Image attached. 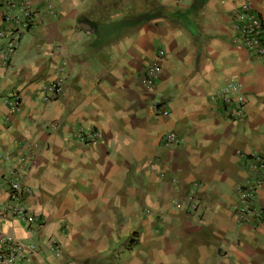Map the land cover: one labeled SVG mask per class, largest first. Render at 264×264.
<instances>
[{"label": "crops", "instance_id": "crops-1", "mask_svg": "<svg viewBox=\"0 0 264 264\" xmlns=\"http://www.w3.org/2000/svg\"><path fill=\"white\" fill-rule=\"evenodd\" d=\"M242 1L38 0L15 47L0 37V232L35 243L27 264H264V213L234 216L248 155H264V62L230 40ZM248 1L264 28V0ZM152 59L161 71L145 88ZM55 77L64 91L43 101ZM230 79L240 117L209 97ZM18 149L34 154L20 178L29 224L1 209Z\"/></svg>", "mask_w": 264, "mask_h": 264}, {"label": "built area", "instance_id": "built-area-1", "mask_svg": "<svg viewBox=\"0 0 264 264\" xmlns=\"http://www.w3.org/2000/svg\"><path fill=\"white\" fill-rule=\"evenodd\" d=\"M38 0H0L1 22L0 37L7 38L8 49L11 50L18 44L19 34L26 28L33 27L39 19L35 5ZM48 10L51 7L46 3ZM240 16L234 25L235 35L231 37L233 44L250 49L255 56L264 62V28L260 14L251 6L248 0L240 4ZM163 49L156 51L157 58L163 55ZM161 71L160 63L152 59L145 64L138 76V81L145 88L155 85ZM65 87L62 77L47 79L40 85L41 99L48 101L60 96ZM213 100L222 112L228 117H240L245 111V98L241 83L237 80H225L217 89L210 93ZM20 96L14 92L9 96L8 104L11 112L18 109ZM155 111L161 116L168 113L163 105H155ZM75 135L81 141L95 142L99 138L98 130L90 128L83 131L81 127L75 130ZM177 136L173 132L165 134L166 142H174ZM13 164L7 176V200L1 204L5 214L23 219L25 222H36L37 218L28 213L23 203V193L26 187L21 182V176L34 162V154L18 149L10 154ZM247 169L249 175L244 178L241 185L236 188L237 202L234 205V216L237 221H248L251 216L258 218L264 213V206L255 201V188L264 178V155L250 152L248 155ZM190 197V196H189ZM191 204L194 206V204ZM35 243L25 240L12 233L0 232V264H27L29 256L35 252Z\"/></svg>", "mask_w": 264, "mask_h": 264}]
</instances>
